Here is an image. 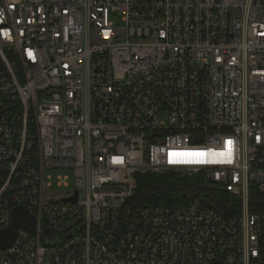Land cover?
<instances>
[{"label": "built area", "instance_id": "1", "mask_svg": "<svg viewBox=\"0 0 264 264\" xmlns=\"http://www.w3.org/2000/svg\"><path fill=\"white\" fill-rule=\"evenodd\" d=\"M236 197L133 211L138 174ZM264 0H0V264H264ZM75 197V200H71Z\"/></svg>", "mask_w": 264, "mask_h": 264}, {"label": "trees", "instance_id": "2", "mask_svg": "<svg viewBox=\"0 0 264 264\" xmlns=\"http://www.w3.org/2000/svg\"><path fill=\"white\" fill-rule=\"evenodd\" d=\"M137 187L128 204L133 211L155 203L198 202L214 208L221 214L233 215L239 210L236 197L219 189L211 188L204 182V176L182 175L169 171L165 174L145 173L136 176ZM250 209L264 212V193L251 187Z\"/></svg>", "mask_w": 264, "mask_h": 264}, {"label": "water", "instance_id": "3", "mask_svg": "<svg viewBox=\"0 0 264 264\" xmlns=\"http://www.w3.org/2000/svg\"><path fill=\"white\" fill-rule=\"evenodd\" d=\"M71 200H75V197ZM34 223L33 216L23 207H15L12 210V221L8 227L0 231V247L9 246L19 227L32 229Z\"/></svg>", "mask_w": 264, "mask_h": 264}]
</instances>
